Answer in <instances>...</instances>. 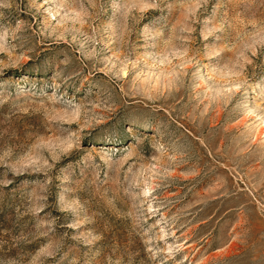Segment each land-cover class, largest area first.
Instances as JSON below:
<instances>
[{"label": "rangeland", "instance_id": "374dc122", "mask_svg": "<svg viewBox=\"0 0 264 264\" xmlns=\"http://www.w3.org/2000/svg\"><path fill=\"white\" fill-rule=\"evenodd\" d=\"M0 264H264V0H0Z\"/></svg>", "mask_w": 264, "mask_h": 264}]
</instances>
